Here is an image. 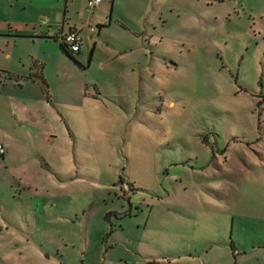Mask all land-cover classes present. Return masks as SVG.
<instances>
[{"label":"rangeland","instance_id":"obj_1","mask_svg":"<svg viewBox=\"0 0 264 264\" xmlns=\"http://www.w3.org/2000/svg\"><path fill=\"white\" fill-rule=\"evenodd\" d=\"M63 3L0 0V40L44 58L59 110L53 136L0 110V264H264V0L86 6L110 23L81 66L35 37ZM108 210L130 213L109 231Z\"/></svg>","mask_w":264,"mask_h":264},{"label":"crops","instance_id":"obj_2","mask_svg":"<svg viewBox=\"0 0 264 264\" xmlns=\"http://www.w3.org/2000/svg\"><path fill=\"white\" fill-rule=\"evenodd\" d=\"M69 1H72V0H64L62 17L60 20H58V22L56 21L55 30L54 31H50L49 29H46V30L40 29L37 31L34 30L36 33H38V35H35V37L52 38V36L54 35L57 36L58 33L60 34L61 31L66 30L69 27H76L81 30L82 34L85 31L86 38L89 41H93L92 45L94 44V47H95L97 44V41L94 40V31L90 30L87 26L88 22H90L92 25H94V23L96 24L105 23V25H107L110 22L109 21L105 22L101 20H92V17L89 14V12L91 11L86 10L87 0H81V3H80L81 6L83 5V7L85 5V11L87 12L85 19L82 20V18H79V20H76V21L72 20L70 15L68 14V11L70 9ZM102 1H105L104 6H108L110 9H113L114 4L118 0H100L96 6H98ZM65 14L67 17L65 16ZM42 18L43 20L47 21L46 18L44 17ZM70 20L74 22H71ZM14 23L16 25V28L18 24H22L20 21H15ZM27 23L31 24L32 22L29 21V22H26L25 24ZM100 28L101 26L98 27V32L100 31ZM22 32L30 34L27 32V30H24ZM5 36L17 38L22 35H19L18 33L16 34L8 33ZM83 38H84V34H83ZM0 41H1L0 42V69L7 70L11 73L17 74L18 76H22V77H19V79H15L13 77H8L7 75H5L3 71L0 70V97H1L0 98V110H2L3 107H5V111H4L5 116L7 118L9 117L12 121L11 122L12 126L4 130L9 133H14L17 130V128L19 129L20 127H22L21 125L26 124V125H29L33 129L36 128L40 133L44 135L53 136L54 133L57 131L54 128V122L57 121V119L59 120L58 118L59 110L50 108L49 103L51 102V99H50L51 95L49 93V88H48V92L45 93V91L43 90V88L41 87L37 79H35L34 77L33 78L23 77V76H27L30 73L38 74L40 71L43 74V76H45L43 73L44 64H45L44 58L41 57L38 54V52L34 53L32 51H29V53L26 56L23 55L21 52L20 53L18 52L17 54V52L15 51H19V50L15 49V46H14L15 42H13V44L12 43L10 44L9 39L0 40ZM83 43L79 50V55L82 51ZM58 49L61 55H64L65 57H67L60 50L59 44H58ZM32 62H35L34 65L31 64ZM45 79L47 80L46 77ZM4 138H6V136L2 134V136H0V141L4 144L5 150L2 156L0 157V163H4L3 158L6 154V144L3 142ZM177 256L178 255L174 257H169L167 255H163V256H160V259L157 256L155 258H149L147 259V261H149V264H171L172 260ZM136 259L137 258L133 260H136ZM140 259H143V258H140Z\"/></svg>","mask_w":264,"mask_h":264},{"label":"trees","instance_id":"obj_3","mask_svg":"<svg viewBox=\"0 0 264 264\" xmlns=\"http://www.w3.org/2000/svg\"><path fill=\"white\" fill-rule=\"evenodd\" d=\"M108 18H109V15H108ZM102 25H105V23H99V24H97V26L98 27H100V26H102ZM52 37H54V39H60V41H59V48H60V50L62 51V53H64L68 58H70L72 61H74L75 63H77L78 65H82L81 63H80V61L77 59V57L76 56H74L73 54H75V53H79V51H72V50H70L68 47H67V45L64 43V41H62V37H61V32H60V34L58 33V35L56 36V35H54V36H52ZM93 50H94V44L89 48V52H88V56H87V62H89L90 61V59H91V56H92V53H93ZM34 63L35 62H32L31 64L32 65H34ZM1 70V69H0ZM1 71H3L4 73H5V75H7L8 77H13V78H15V79H19V77H22V76H18L17 74H14V73H11V72H9V71H7V70H1ZM23 77H27V78H35V79H37L38 80V82L40 83V85H41V87L43 88V90L45 91V93H47L48 92V86H47V84H46V82H45V78H44V76H43V74L41 73V71L38 73V74H28L27 76H23ZM49 95V94H48ZM263 100H264V98H262ZM259 105L261 104V99H259L258 100V102H257ZM0 156H2V155H0ZM129 203H130V201H129ZM127 213H130V211H128V212H124V213H122L123 215H126ZM118 213L117 212H115V211H112V210H108V211H106L105 213H104V218L110 223V228H109V231H112L113 230V225H112V220H111V218H110V216H115V217H118V218H120L121 216H122V214H120V215H117ZM117 215V216H116Z\"/></svg>","mask_w":264,"mask_h":264},{"label":"built area","instance_id":"obj_4","mask_svg":"<svg viewBox=\"0 0 264 264\" xmlns=\"http://www.w3.org/2000/svg\"><path fill=\"white\" fill-rule=\"evenodd\" d=\"M100 0H87L86 6L91 10ZM88 28L93 30V25L88 22ZM62 41L67 45V47L72 51H79L82 43L84 41L83 34L81 30L76 27H69L66 30L61 31ZM5 150L4 144L0 141V155L3 154ZM1 157V156H0ZM127 264H149V261L143 259H136L129 261Z\"/></svg>","mask_w":264,"mask_h":264}]
</instances>
